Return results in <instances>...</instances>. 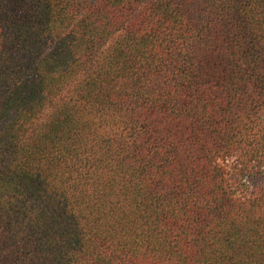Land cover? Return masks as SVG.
Listing matches in <instances>:
<instances>
[{"label": "trees", "instance_id": "16d2710c", "mask_svg": "<svg viewBox=\"0 0 264 264\" xmlns=\"http://www.w3.org/2000/svg\"><path fill=\"white\" fill-rule=\"evenodd\" d=\"M0 264H264V0H0Z\"/></svg>", "mask_w": 264, "mask_h": 264}]
</instances>
